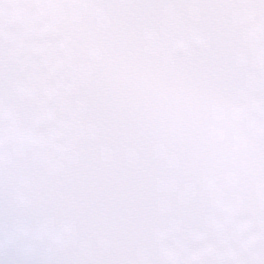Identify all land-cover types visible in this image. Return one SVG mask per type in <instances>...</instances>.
Returning <instances> with one entry per match:
<instances>
[{
	"label": "snow or ice",
	"instance_id": "1",
	"mask_svg": "<svg viewBox=\"0 0 264 264\" xmlns=\"http://www.w3.org/2000/svg\"><path fill=\"white\" fill-rule=\"evenodd\" d=\"M0 264H264V0H0Z\"/></svg>",
	"mask_w": 264,
	"mask_h": 264
}]
</instances>
